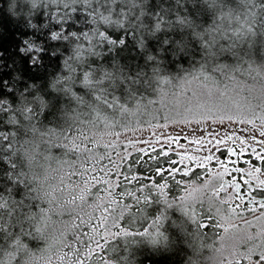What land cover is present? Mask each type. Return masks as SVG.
I'll use <instances>...</instances> for the list:
<instances>
[{
	"label": "snow or ice",
	"instance_id": "6c2138e0",
	"mask_svg": "<svg viewBox=\"0 0 264 264\" xmlns=\"http://www.w3.org/2000/svg\"><path fill=\"white\" fill-rule=\"evenodd\" d=\"M264 264V0H4L0 264Z\"/></svg>",
	"mask_w": 264,
	"mask_h": 264
},
{
	"label": "trees",
	"instance_id": "16d2710c",
	"mask_svg": "<svg viewBox=\"0 0 264 264\" xmlns=\"http://www.w3.org/2000/svg\"><path fill=\"white\" fill-rule=\"evenodd\" d=\"M4 0H0V5H3ZM139 258L143 264H179L181 256L179 253H158L151 254L144 251L139 253Z\"/></svg>",
	"mask_w": 264,
	"mask_h": 264
},
{
	"label": "clouds",
	"instance_id": "9594fccd",
	"mask_svg": "<svg viewBox=\"0 0 264 264\" xmlns=\"http://www.w3.org/2000/svg\"><path fill=\"white\" fill-rule=\"evenodd\" d=\"M0 7H3V5H0Z\"/></svg>",
	"mask_w": 264,
	"mask_h": 264
}]
</instances>
